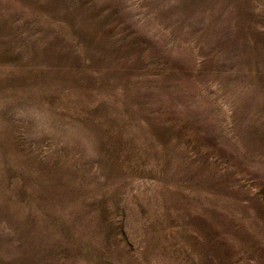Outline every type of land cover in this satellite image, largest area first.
Masks as SVG:
<instances>
[{"label":"rangeland","instance_id":"rangeland-1","mask_svg":"<svg viewBox=\"0 0 264 264\" xmlns=\"http://www.w3.org/2000/svg\"><path fill=\"white\" fill-rule=\"evenodd\" d=\"M0 264H264V0H0Z\"/></svg>","mask_w":264,"mask_h":264}]
</instances>
